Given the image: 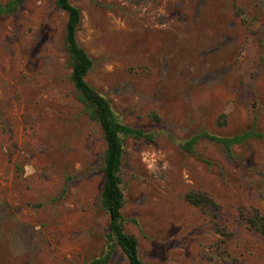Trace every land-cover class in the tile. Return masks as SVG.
Segmentation results:
<instances>
[{
	"label": "rangeland",
	"instance_id": "rangeland-1",
	"mask_svg": "<svg viewBox=\"0 0 264 264\" xmlns=\"http://www.w3.org/2000/svg\"><path fill=\"white\" fill-rule=\"evenodd\" d=\"M9 0H0L6 3ZM26 0L0 16V264H85L107 251L106 143L70 79L67 13ZM87 80L125 123L126 231L147 264H264V137L228 152L202 131L264 134V0H73ZM156 113L158 122L152 118ZM192 190L218 207L194 205ZM135 219L136 222L132 221ZM108 264H129L120 250Z\"/></svg>",
	"mask_w": 264,
	"mask_h": 264
},
{
	"label": "trees",
	"instance_id": "trees-1",
	"mask_svg": "<svg viewBox=\"0 0 264 264\" xmlns=\"http://www.w3.org/2000/svg\"><path fill=\"white\" fill-rule=\"evenodd\" d=\"M72 1L57 0L56 5L68 15L65 43L69 55L68 63L71 68L70 79L75 86L79 100L91 118L100 125L106 143L102 166L104 183L101 191V202L110 216L106 233L107 251L85 264H108L117 249L126 255L129 264H147L141 256L138 238L127 232L125 228L128 220L122 211L126 200L122 187V170L126 139L135 138L155 142L157 134L154 131H147L125 123L116 112L111 100L87 80V76L94 67V60L78 40L82 13ZM25 2L26 0H9L6 3H0V16L18 12ZM152 118L161 122V118L156 113L152 114ZM252 137L262 138L264 134L255 128L228 137L202 131L187 140L181 141V145L186 151L194 153L200 139L208 138L224 146L231 153L234 145L242 144ZM185 198L190 203L202 208L218 207L213 198L204 191L192 190L186 193ZM244 213L250 227L264 234V213L257 208H250ZM132 221L136 222L135 219Z\"/></svg>",
	"mask_w": 264,
	"mask_h": 264
}]
</instances>
